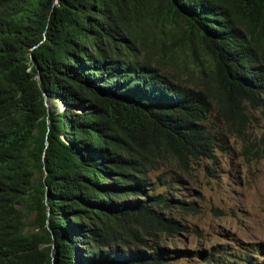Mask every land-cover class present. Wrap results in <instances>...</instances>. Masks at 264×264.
Listing matches in <instances>:
<instances>
[{"label":"trees","instance_id":"trees-1","mask_svg":"<svg viewBox=\"0 0 264 264\" xmlns=\"http://www.w3.org/2000/svg\"><path fill=\"white\" fill-rule=\"evenodd\" d=\"M263 107L264 0H0V264H166L131 247L180 228L148 173L213 158L214 112Z\"/></svg>","mask_w":264,"mask_h":264},{"label":"rangeland","instance_id":"rangeland-1","mask_svg":"<svg viewBox=\"0 0 264 264\" xmlns=\"http://www.w3.org/2000/svg\"><path fill=\"white\" fill-rule=\"evenodd\" d=\"M157 35L161 40L152 41V58L160 59L179 84L202 86L186 54L171 47V36ZM55 106L59 113L65 109L58 102ZM210 126L218 138L213 158L186 165L169 159L148 173L155 192L179 201L161 212L176 221L179 230L159 233L152 241L141 235L131 247L145 250L158 243L168 251L166 264H260L264 262V107L248 109L242 120L228 122L214 112Z\"/></svg>","mask_w":264,"mask_h":264},{"label":"bare ground","instance_id":"bare-ground-1","mask_svg":"<svg viewBox=\"0 0 264 264\" xmlns=\"http://www.w3.org/2000/svg\"><path fill=\"white\" fill-rule=\"evenodd\" d=\"M63 107V106H62Z\"/></svg>","mask_w":264,"mask_h":264},{"label":"water","instance_id":"water-1","mask_svg":"<svg viewBox=\"0 0 264 264\" xmlns=\"http://www.w3.org/2000/svg\"><path fill=\"white\" fill-rule=\"evenodd\" d=\"M63 106V105H62Z\"/></svg>","mask_w":264,"mask_h":264}]
</instances>
